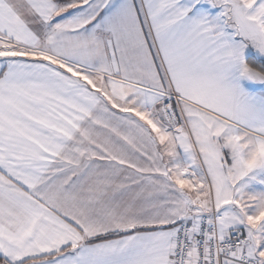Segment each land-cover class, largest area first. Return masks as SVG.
<instances>
[{
  "label": "snow or ice",
  "instance_id": "1",
  "mask_svg": "<svg viewBox=\"0 0 264 264\" xmlns=\"http://www.w3.org/2000/svg\"><path fill=\"white\" fill-rule=\"evenodd\" d=\"M0 264H264V0H0Z\"/></svg>",
  "mask_w": 264,
  "mask_h": 264
}]
</instances>
